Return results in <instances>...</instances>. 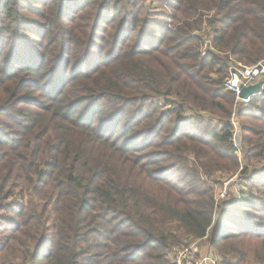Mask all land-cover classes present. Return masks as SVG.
Listing matches in <instances>:
<instances>
[{"label":"trees","instance_id":"1","mask_svg":"<svg viewBox=\"0 0 264 264\" xmlns=\"http://www.w3.org/2000/svg\"><path fill=\"white\" fill-rule=\"evenodd\" d=\"M162 1L0 0V264H264V0Z\"/></svg>","mask_w":264,"mask_h":264},{"label":"rangeland","instance_id":"2","mask_svg":"<svg viewBox=\"0 0 264 264\" xmlns=\"http://www.w3.org/2000/svg\"><path fill=\"white\" fill-rule=\"evenodd\" d=\"M146 4L150 5L151 8H154V12L155 13H162V12L171 13L172 12L171 8H169V9L165 8V5H167V2H165V1L159 2V0H147ZM205 14H207V13H205ZM203 19H204V24L201 26V29H198V31H196L195 33L197 35L203 36L204 38H206L207 36L213 37V32H212V29L209 26V21L205 17ZM209 46H210V40H208L206 42L205 49L209 48ZM232 63L233 64H231V66L229 68L230 73L232 71V68H241L242 66H244L243 64H240V63L236 64L235 61H233ZM259 64H264V60H261V61L257 62L256 64H254L252 66H244V67H250L251 68V67L257 66ZM262 80H263V75L260 76V77H256L253 80L254 81L253 84H251L249 86H253V85L259 84V89H260L261 84H262ZM263 92H264V89H263ZM235 94L237 95V93H235ZM237 96L240 97V94L237 95ZM237 108L239 109L238 106L237 107L235 106V108H234L235 117H234L233 122H232V118H231V123L233 124V127L235 129L233 143H234L235 148L240 151L241 148H242V136H241V132H240V124L238 122V117L236 116L237 115V111H238ZM185 129L189 130V132H192L193 128L186 126ZM194 131H195V128H194ZM239 157L241 159V157H242L241 156V152L239 153ZM179 169L182 170L181 168H179ZM170 171L174 172L175 174L177 173V169H171ZM237 177H238V174H235L233 176V178L227 180V178H225L221 174H217L216 182H222L221 186H219V185L216 186V193H217V196H218V198H217L218 200L225 199V197L227 195V187H228V185H229V190L231 189L232 192H235V190H234L235 188H234V185L232 184V182H234V181L238 182L237 181ZM208 180L211 181V183L213 184L214 179H208ZM191 246L192 247L194 246V250H193V264H219V262H220L219 258L217 256H215L214 251H213L214 249H212L210 247L209 242L206 239L194 241L193 244H191ZM187 248H189V247H187ZM187 248L186 247H179V248L176 247V248L173 249V251L174 252H181V251H183V250H185ZM175 256H176L175 253L170 252V257H171L170 260L173 261L174 264H175V261H174V257ZM35 264H42V262L40 263V262L37 261Z\"/></svg>","mask_w":264,"mask_h":264},{"label":"built area","instance_id":"3","mask_svg":"<svg viewBox=\"0 0 264 264\" xmlns=\"http://www.w3.org/2000/svg\"><path fill=\"white\" fill-rule=\"evenodd\" d=\"M263 75V80L260 89L252 95L248 100H242L237 95L241 92V87H248L253 84V80L256 77H260ZM225 88L228 91L237 93L236 95V107L239 102L249 103L252 98L260 95L264 89V64H259L254 67H244L241 68H232L230 73V77L225 81ZM235 114L232 115V122L234 120ZM223 196V195H222ZM206 239V238H205ZM193 250L194 246L189 247L181 252H174L176 256L174 257L175 264H193Z\"/></svg>","mask_w":264,"mask_h":264},{"label":"water","instance_id":"4","mask_svg":"<svg viewBox=\"0 0 264 264\" xmlns=\"http://www.w3.org/2000/svg\"><path fill=\"white\" fill-rule=\"evenodd\" d=\"M259 89V84L249 86V87H241L240 99L248 100L252 95H254Z\"/></svg>","mask_w":264,"mask_h":264}]
</instances>
